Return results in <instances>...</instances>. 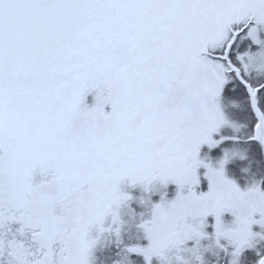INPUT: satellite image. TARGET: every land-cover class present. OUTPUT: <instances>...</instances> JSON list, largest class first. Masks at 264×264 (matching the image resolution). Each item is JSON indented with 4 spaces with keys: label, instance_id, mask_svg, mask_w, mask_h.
Listing matches in <instances>:
<instances>
[{
    "label": "snow or ice",
    "instance_id": "6c2138e0",
    "mask_svg": "<svg viewBox=\"0 0 264 264\" xmlns=\"http://www.w3.org/2000/svg\"><path fill=\"white\" fill-rule=\"evenodd\" d=\"M261 28L264 0H0V264H90L89 230H111L105 218L132 199L125 180L179 188L144 225L149 247L129 249L147 264L188 214L214 216L218 237L236 215L237 254L251 247L264 219L237 209L264 216V190L242 192L199 153L223 142L226 84L246 91L248 139L264 143V80L244 59L264 63Z\"/></svg>",
    "mask_w": 264,
    "mask_h": 264
},
{
    "label": "rangeland",
    "instance_id": "374dc122",
    "mask_svg": "<svg viewBox=\"0 0 264 264\" xmlns=\"http://www.w3.org/2000/svg\"><path fill=\"white\" fill-rule=\"evenodd\" d=\"M260 47L264 48V28L260 29ZM239 50L252 53L257 48L245 39L240 42ZM247 72L252 81L264 80V63H252L245 57ZM235 89V90H234ZM89 106L94 105V94L87 97ZM220 109L226 123L213 134L218 143L210 148L202 145L199 159L210 164L213 169L224 170L227 179L233 181L242 192L260 188L264 190V162L261 149L248 143L253 135L255 119L250 111L248 97L241 87L235 84L225 85L222 95L218 98ZM207 169H198L200 184L197 193H207L209 181L206 178ZM39 179V177H37ZM121 191L130 195L127 200L114 206L112 212L105 218L103 227L111 229L101 232L99 226L89 230V239L94 241L91 250L90 264H147L143 255L133 254L131 248L147 249L151 243L144 225L154 220V206L157 204L171 205L175 201L179 188L174 183L163 185L159 180L145 186L125 180L120 185ZM187 186L184 189L187 194ZM252 220H262V206L245 203L237 209L241 219H247L251 209ZM115 216V223L113 222ZM224 233L217 236L215 232V217L206 218V226H202V218L188 214L175 228V236L162 244L152 257V264H256L264 254V227L253 224L254 235L249 237L251 247L237 254V243L233 234L238 228L236 215L224 213L222 216ZM18 227V226H17ZM69 241L72 237H68ZM67 250V249H66ZM163 251V255L160 252ZM259 253V255H258ZM70 253L66 260H71Z\"/></svg>",
    "mask_w": 264,
    "mask_h": 264
},
{
    "label": "water",
    "instance_id": "95a60500",
    "mask_svg": "<svg viewBox=\"0 0 264 264\" xmlns=\"http://www.w3.org/2000/svg\"><path fill=\"white\" fill-rule=\"evenodd\" d=\"M246 92V91H245ZM247 94V93H246ZM250 110H251V108H250ZM251 112H252V115H253V117H254V119H255V114L253 113V111L251 110ZM249 143H255L256 145H258L259 146V148L261 149V153H262V158H263V162H264V143H260V142H258V141H254V140H249L248 141ZM264 256V255H263ZM262 257V256H261ZM259 261V260H258ZM258 261H257V263L256 264H258Z\"/></svg>",
    "mask_w": 264,
    "mask_h": 264
},
{
    "label": "trees",
    "instance_id": "16d2710c",
    "mask_svg": "<svg viewBox=\"0 0 264 264\" xmlns=\"http://www.w3.org/2000/svg\"><path fill=\"white\" fill-rule=\"evenodd\" d=\"M242 90L245 92V90H244L243 88H242ZM245 94H246V92H245ZM246 95H247V94H246ZM250 111H251V110H250ZM248 143H249V142H248ZM253 144H255V143H253ZM255 145H256V144H255ZM257 146H258V145H257ZM258 147H259V146H258ZM263 255H264V254H263ZM263 255H262V256H263Z\"/></svg>",
    "mask_w": 264,
    "mask_h": 264
},
{
    "label": "clouds",
    "instance_id": "9594fccd",
    "mask_svg": "<svg viewBox=\"0 0 264 264\" xmlns=\"http://www.w3.org/2000/svg\"><path fill=\"white\" fill-rule=\"evenodd\" d=\"M99 94H100V93H98V95H99ZM160 254L163 255V254H164L163 251H161Z\"/></svg>",
    "mask_w": 264,
    "mask_h": 264
}]
</instances>
